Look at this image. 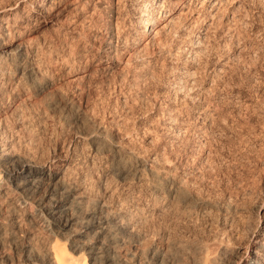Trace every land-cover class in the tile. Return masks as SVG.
Segmentation results:
<instances>
[{
	"label": "bare ground",
	"instance_id": "bare-ground-1",
	"mask_svg": "<svg viewBox=\"0 0 264 264\" xmlns=\"http://www.w3.org/2000/svg\"><path fill=\"white\" fill-rule=\"evenodd\" d=\"M135 1L0 3V264H264L260 177L239 193H201L199 176L215 164L206 141L184 156L144 146L226 126L222 108L244 102L228 75L258 49L231 23L248 26L256 8L252 0ZM61 3L69 9L54 14ZM160 61L173 86L154 93L162 111L143 126L153 137L124 118L138 110L133 87L158 83ZM120 65L128 85L114 84L119 114L100 119L85 86ZM173 222L194 223L198 237L172 236Z\"/></svg>",
	"mask_w": 264,
	"mask_h": 264
},
{
	"label": "rangeland",
	"instance_id": "rangeland-1",
	"mask_svg": "<svg viewBox=\"0 0 264 264\" xmlns=\"http://www.w3.org/2000/svg\"><path fill=\"white\" fill-rule=\"evenodd\" d=\"M12 1H14V0H7V1L6 0H0V3H2L4 5V3H6V2L8 4ZM58 1H60V0H58ZM135 2L137 3V2H139V0H136ZM131 3H133V2H128L129 10L131 11V13L133 12L132 13L133 16H136L138 4L136 5V3H133L134 4L133 5ZM2 4H0V6ZM250 4H252L253 8H256V11H257L255 16H253L249 19L250 20L249 22L252 23V24L249 23V25H251L252 28L249 27V25L244 26V24L234 23V22L231 23V25H233V28L235 31H237V32L241 31L240 33H242V32L244 33V34L242 33L241 36L244 40H246L247 43L249 42V43L258 45V49H257V47L254 48L253 54H252V51H250V50H248V51H250L251 53L246 51L247 54L245 53L244 59H242V61H241L242 64L239 63L240 65H238L239 69H236L237 71H235L234 73L232 71V73H230L228 75V79H229L228 81H230V83H232L233 85L239 87L238 89H236V91H240L241 95L243 96L244 102L241 104H238V105L231 106V107L229 106V107H223L222 108V111L224 113V117L226 120V126L222 125L221 127L223 129L222 128L219 129L218 132L217 131L215 132L216 134L214 133V134H212V136L210 135L211 137L199 135V136L187 138V139H185V141H183V140L182 141H173V139H169L168 136L161 139V140L156 137V139H158V141L156 140L155 143H153L152 145H144L146 147L148 146V152H149L151 149L154 150V148H157L159 145H162V143H163L167 147V149H169L170 151H173V153L176 154L177 156L178 155L184 156V155L191 153L190 151H194L195 148L197 149V146L200 145V142L206 141L205 143H206L207 147L210 148L211 150H213V155H214V162L213 163H215V164L209 170L202 172V174L200 175L201 177L199 176L200 180L198 179L199 182L196 183L197 187L195 189L201 190V193L207 194L209 192L212 195L214 194V196L215 195L219 196L221 192H225V191L226 192H228V191L234 192V194H235V192H237V193L242 192L243 189L247 188V186L250 185V182H252L254 177L257 175L256 177H258V179L260 177L261 181H262L261 184L263 186V190H262L263 192L261 191L262 192L261 197L264 198V137L260 134L261 131H264V0H252L250 2ZM65 6H66V8H65ZM64 8L66 10L69 9V5H65L64 3H61L60 6L57 7L58 10L56 9L57 12L55 10L54 14L55 13L57 14L59 11H61ZM63 20H65L64 17H63ZM63 23L65 25V26L63 25V28L68 26V23L67 24H66V22H63ZM218 33L220 35V32H218ZM92 34L97 35L98 33L97 34L92 33ZM100 40H101V37H97V39L96 38L94 39V42L97 45H99ZM63 41H65V40L63 39ZM156 50L157 49L154 48L155 53L151 52V53H153L154 57H158L160 55ZM257 50H259V51L257 52ZM249 53H250V55H249ZM159 58L162 61L164 60V59H162L161 56H159ZM162 61H160V65H161ZM54 62H52L50 65H51L52 70L55 71L58 68L57 67L58 65L56 66V64L59 62L56 63L55 60H54ZM118 67L112 71V73L114 75L112 74L108 78H100L101 76H97L95 79H93L91 81V84L85 86V89H86L85 91H87L86 92L87 93L86 98H88L87 101L88 102L90 101L89 103L91 105L94 103L95 108H94V105H92L93 106L92 111L95 114L97 113L100 117L97 114L96 115L100 119H102L101 118L102 116H105V118L109 119L110 117L112 118V116L117 117V115L119 114V113H117L119 109L117 107V105H118L117 104V97H115V96H117V92H115V90H118V85L121 88V86L123 87L124 84L125 85H128V84L125 83L126 82L125 80L123 81L124 83L121 81L124 78L121 80L118 79L119 75L124 74V73H122L124 71L120 70L122 68V65H120V68H118ZM160 67H162L161 69L163 70V66L161 65V66H158L156 68L157 70L155 72H157V74L159 73L158 75H161V77L163 76L162 78L160 77L161 81L159 78V80L157 81L158 83H156V81L153 84L149 83V82H146V83L144 82L145 83V86H144V84L142 82L141 83L142 86L140 85V87L134 85L136 87H133L135 89V90H133V91H135V92H133V95H134V93L137 94L138 97L136 95L134 97L139 99L138 110H139L140 106L143 109H141V107H140L141 110L138 111L136 109L134 112L135 114L133 113V114L128 115L127 119L124 118V120H126V122H127V123L125 122L127 127H130V128L132 127L131 129H135L136 131H139V132H144L146 130V129L144 130V127H143V126H146V124H144V122H147L148 124H150L149 119L158 118L159 115L161 114L162 109H161V107H159V104L158 103H156L155 105L151 104V101H152V99H154V96L156 93L157 94L163 93V97H164L169 92V90H172L173 85L171 86V83H170L169 78H168L169 76H167V73L164 72V70L162 71L161 69H159ZM55 72L57 75L60 74V72L58 73L57 70ZM160 72L161 73L163 72V73L161 74ZM164 73H166V74H164ZM231 74H233V75H231ZM116 75H118V76H116ZM116 77H117V81H114V79ZM257 81H258V83H256ZM59 82H56L54 87L58 88L60 85H63V83H64V81H62V83H59ZM116 82H118V83H116ZM119 83H121V84H119ZM114 84H117L116 89L114 88L115 87ZM149 85H151V86H149ZM128 87H130V86H128ZM128 87L125 86V89H128ZM141 98L142 99L144 98L143 101ZM85 102H86V100H84L82 103H85ZM147 102H149V103H147ZM215 103L217 104V102H215ZM141 104H143V106ZM145 104H146V106H145ZM141 129H143V131ZM154 129L153 128H151V130L147 129L145 134H148V135L153 136V137L156 136L157 132H155V131H157V130L156 129L154 130ZM147 131H148V133H147ZM149 133H151V134H149ZM117 135H119V137H117ZM120 136H121L120 134L115 132L114 139L120 140ZM143 137L140 136L139 143H141V145L144 144V142H142ZM212 141H214V142L212 143ZM219 143H222V146H219ZM251 145L252 146L256 145V146L252 147ZM49 147L51 148V146H49V145L46 146L45 150L50 149ZM174 148H175V150H174ZM254 166H256V167H254ZM217 167H218V169H217ZM258 173H260V174H258ZM206 178H208V179H206ZM204 182H206V183H204ZM207 189H208V191H207ZM173 223H174V226H173ZM173 223L172 224L170 223V227L172 226L170 229H172L171 231L174 233L172 236H174V237L176 236L177 238H182V236H183L182 239H187V237L191 238V237H194L195 232L197 231V230L192 228L195 226L194 223H192L193 225H191L190 223L184 224V225L183 224H181V225L177 224L176 222H173ZM175 224H177V227ZM183 226H184V228H183ZM174 227H176L175 228L176 230H174ZM177 228H178V230H177ZM175 231H177V232H175ZM188 232H191L192 235H190L191 233L189 234ZM198 233L199 232H197V234ZM197 234L195 235L196 237H198V235H199V234L198 235ZM188 235H190L191 237ZM184 236H186V238Z\"/></svg>",
	"mask_w": 264,
	"mask_h": 264
}]
</instances>
